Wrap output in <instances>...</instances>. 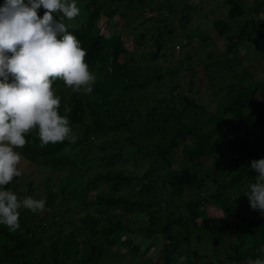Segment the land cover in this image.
<instances>
[{
	"label": "trees",
	"instance_id": "obj_1",
	"mask_svg": "<svg viewBox=\"0 0 264 264\" xmlns=\"http://www.w3.org/2000/svg\"><path fill=\"white\" fill-rule=\"evenodd\" d=\"M76 1L82 3L81 14L74 19H82V24H68L67 19L64 22L87 51L89 71L98 77V83L92 86L94 99L85 100L74 89L59 97V114L68 118L72 135L77 137L75 143L65 140L42 145L37 128L25 134L28 143L23 148L15 149L30 162L38 158L51 167L65 165L68 173L60 177L56 189L49 187L44 210L33 213L23 209L20 227L15 231L0 224V264H110L117 258L114 248L119 246L132 254L141 250L142 255L154 245L152 241H158L161 247L160 260L147 259L146 264H175L181 257L187 264L264 260V252L260 251L264 248V215L251 209L244 194L258 175L251 169V162L264 159V135L253 147L247 138L233 141V134L225 127L228 115L238 125L252 115L255 127L264 129V80L226 83L214 94V111L200 113L202 107L195 96L203 83L201 78L196 83V70L187 69V83L172 82L178 69L168 68L162 73L159 66L155 67L160 56L165 58L170 37L164 43L163 31L157 30L154 35L139 29L151 18L136 13L139 8L153 3L150 12L163 11L160 14L169 16L176 12L171 0ZM246 1L224 0L227 20L213 22L218 37L226 40L224 59L214 65L221 71H234V57L242 41L264 57V37L259 32L256 36L246 34L247 24H240L236 33L231 27L250 10L243 4ZM249 1L258 6L262 0ZM4 3L0 1V7ZM196 10L191 2L181 8L183 31ZM102 17L104 22L100 24ZM111 23L134 25L132 29L137 33L132 38V53L123 33L104 35L103 28ZM163 30L170 36L173 33L172 29ZM147 33L150 36L144 41ZM185 37L191 40L193 33L187 31ZM148 42L155 51L135 57L134 51ZM173 55L170 51L169 56ZM205 70L209 73L213 68ZM245 74L249 75L243 72L242 80ZM57 84L64 83L56 80L53 85ZM159 87L168 97H151ZM142 92L150 94L143 113L138 105V93ZM65 104L70 112H65ZM75 149H79L78 159L59 156ZM202 159L217 160L213 173L207 172L210 167H205ZM177 161L182 162L179 171L158 175L159 166L169 168ZM144 163L147 168L136 174ZM159 190L168 194L160 195ZM188 192L191 195L186 203L171 204L173 197L182 198ZM210 204L221 218H209L206 206ZM142 215L143 222L133 221ZM136 235L141 244L130 239Z\"/></svg>",
	"mask_w": 264,
	"mask_h": 264
},
{
	"label": "clouds",
	"instance_id": "obj_2",
	"mask_svg": "<svg viewBox=\"0 0 264 264\" xmlns=\"http://www.w3.org/2000/svg\"><path fill=\"white\" fill-rule=\"evenodd\" d=\"M41 6L46 10L42 18L37 11ZM80 14L75 0H5L0 7V224L12 231L20 227L21 207L33 213L45 208L44 199L18 200L13 191L4 190L21 175L22 157L15 149L28 143L25 134L38 128L42 145L77 139L68 118L59 114L61 100L53 83L61 80L70 89L93 91L96 78L85 62L87 51L64 22ZM64 110L71 111L67 104ZM251 169L258 175L244 194L251 209L264 215V159L253 160ZM245 264L264 260L249 258Z\"/></svg>",
	"mask_w": 264,
	"mask_h": 264
},
{
	"label": "rangeland",
	"instance_id": "obj_3",
	"mask_svg": "<svg viewBox=\"0 0 264 264\" xmlns=\"http://www.w3.org/2000/svg\"><path fill=\"white\" fill-rule=\"evenodd\" d=\"M0 1L5 2V0ZM171 2L174 3L172 5L173 7H175L176 12L173 15L169 16H167L166 14H160L163 13V11H159L157 13L156 11L150 12L149 10L151 6H153V3H150L144 8H139L137 10L138 12L136 13H141L144 18L151 17L150 21L141 26L139 29H144L146 32L150 34L153 33L154 35H156L157 30L163 31L161 38L164 43H166L167 39L170 37L171 43L168 45V51L165 50V58L162 59L160 56L157 63H155V67L156 65L157 67L159 66L162 73H164L168 68H171L173 70L178 69V74H176L175 78L172 79V82L175 81L176 83L180 84L187 83L190 77V73L187 69L191 67L196 70L199 75L197 76V81L195 80L196 83H198V81L200 80L199 78L202 79L203 83V85H200V92L195 96L198 100V103L202 107L200 113H202L204 110H206L207 114H210L214 111L217 102V99L214 94L220 87H223L226 83H249L255 80H264V57L258 55L254 51V49H250L247 43H245L246 41L241 42L238 48V52L235 54L234 58L237 65H233V72H227L225 70L221 71L217 68V66H214L224 59L223 54L225 51L226 40L224 38L218 37L217 33L214 31L213 28V22H215L216 20H227L228 8L224 3V0H171ZM186 2H191L192 4L196 5L197 10L195 15H192V20L188 28L183 31L181 28V22L179 21V14L181 8ZM76 4L78 8L81 9L82 3L76 1ZM243 4L249 6L250 10L243 18L240 19V23H231V27L233 26V32H238L240 24H247L248 29L245 31L246 34L256 36L257 32H259L261 36L264 37V0H262L261 3L258 4V6L256 4H252V2L249 0L244 2ZM37 11L38 16L42 18L44 11L43 7L41 6V8ZM161 18L163 20H161ZM115 19L116 18H114L111 22L114 23L116 21ZM137 21L139 22L140 20ZM74 22H77V24L80 25L83 21L82 19H74L70 21V23ZM99 22L100 24H103L104 17H102ZM67 23L69 24L68 20ZM112 23L110 24L112 26L107 25L103 28L102 31L104 35L108 36L112 32L123 33V35L125 36V42L128 46V50L130 53H132V38L137 33V31H134L132 29L134 25L130 24L129 27H123L121 25L115 26ZM164 28L168 30H173L171 36L164 32ZM187 31L193 33V37L191 40H187L185 37V33ZM148 33L146 34L144 41L148 40L150 36ZM176 46H179L178 50H176ZM151 51H155V48L152 47V42H148L141 49L134 51L135 53L133 55L136 57L140 54H148ZM170 51L174 53L173 56H169ZM187 56H190L189 60H187ZM210 66L213 68V70H209V73L206 70L205 72L202 71V69L208 68ZM243 72H248L249 75L245 74V78L242 80L241 77L243 76ZM92 73L96 78L94 83L96 84L99 81L98 77L95 72ZM209 77L212 78V80H210ZM166 83L167 85H169V82L166 81ZM53 89L58 97L68 94L70 91V88H68L65 84L53 85ZM179 89V92L183 93V88ZM78 92L80 95L84 96L85 100L94 99L93 91L91 93H87L84 91V89H81ZM138 94L140 95L139 98H141L140 102H138V105H140L139 109L140 112L142 110L143 113L146 110L144 108V101L150 98V94L148 96L146 92ZM152 96H156V99L164 96L168 97L165 91H163V89L160 87L157 88L156 91H153L151 97ZM136 98L137 97H134V99ZM137 101H139V99ZM204 115L206 114L204 113ZM230 118V115L225 117V127L228 129L229 132L233 134V136L231 137L232 140L241 141L247 138L249 139L250 144L253 147H256L257 145L255 144H257L261 136L264 135V129L255 127L252 115L247 117L244 123L239 125L235 122V120H231ZM59 156L72 157V159H78L80 153L79 149H75L73 151H63L59 154ZM180 163L182 162L177 161L169 168L163 167L164 165L159 166L157 169L158 175H165L169 171L173 170L176 172L179 171L181 168ZM202 163L206 164L205 167H207V165L210 167L207 172L211 174L215 171V167L213 165L217 163V160L202 159ZM45 164L42 162V160L38 158L34 162H30L26 158H21V161L18 165V170L21 171V175L19 177H14L13 181L8 184L9 188L6 190L13 191L15 194H17L18 199H23L27 197H32L37 200L44 199L48 194L49 187H53L54 189H56V184L59 182L60 177L68 173V167L65 165L51 167ZM147 166L148 164L144 163L142 165L141 170H136V174H141L143 170L147 168ZM118 168L120 169L121 166H118ZM225 177L223 178V181H226ZM46 178H51V180H49L48 182ZM162 188L164 187H160V189ZM159 191L160 195L168 194L167 191ZM183 195L184 196L182 198L173 197L171 204L182 205L186 203V201L190 199L191 192H188L187 194ZM206 207V211L210 219L211 217L221 218V213L216 208H214V206L210 204ZM23 209L25 208L21 207L18 210L19 214ZM42 214L43 213H41V215ZM133 215L134 214L130 215V217H132ZM55 220H57V218ZM144 220L145 216L142 215L140 219L134 218L133 221L143 222ZM37 221L38 220L36 219L34 223ZM49 223L50 222L48 221L43 224L47 225ZM49 232L51 231H48L47 233ZM42 233L44 234L45 231ZM46 234L45 237L51 236ZM130 239L134 241V244H141L139 242V236L137 235L130 236ZM152 242L154 243V245L149 247L148 250H145L142 255L141 250L138 254H132L130 252H126L125 249H120L119 246L114 248L115 256L117 258L112 260L110 264H146L145 262L147 259L156 262L159 261V250L161 249V247H159V245L157 244L158 241ZM194 245L195 244H193V246ZM198 245V247H201V249L209 250L208 246L202 244ZM230 253L231 252H229V254ZM117 260H121L122 262H116ZM175 264L187 263L185 262L184 258L181 257L180 259H177L175 261Z\"/></svg>",
	"mask_w": 264,
	"mask_h": 264
}]
</instances>
